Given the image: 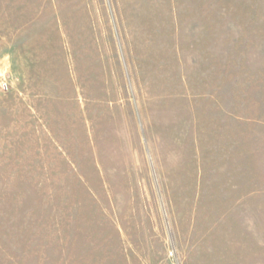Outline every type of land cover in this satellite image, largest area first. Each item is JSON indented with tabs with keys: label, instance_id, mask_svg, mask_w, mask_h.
<instances>
[{
	"label": "rangeland",
	"instance_id": "obj_1",
	"mask_svg": "<svg viewBox=\"0 0 264 264\" xmlns=\"http://www.w3.org/2000/svg\"><path fill=\"white\" fill-rule=\"evenodd\" d=\"M0 264H264V0H0Z\"/></svg>",
	"mask_w": 264,
	"mask_h": 264
}]
</instances>
